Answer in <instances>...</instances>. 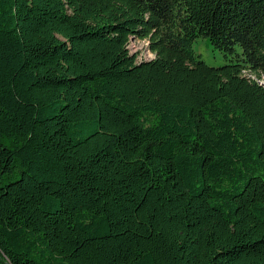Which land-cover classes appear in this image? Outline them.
I'll list each match as a JSON object with an SVG mask.
<instances>
[{"label": "trees", "instance_id": "1", "mask_svg": "<svg viewBox=\"0 0 264 264\" xmlns=\"http://www.w3.org/2000/svg\"><path fill=\"white\" fill-rule=\"evenodd\" d=\"M0 264H264V0H0Z\"/></svg>", "mask_w": 264, "mask_h": 264}, {"label": "rangeland", "instance_id": "2", "mask_svg": "<svg viewBox=\"0 0 264 264\" xmlns=\"http://www.w3.org/2000/svg\"><path fill=\"white\" fill-rule=\"evenodd\" d=\"M193 50L198 59L204 61L206 64L219 67L224 65L222 54L213 49L209 42L204 38H198L193 44Z\"/></svg>", "mask_w": 264, "mask_h": 264}, {"label": "built area", "instance_id": "3", "mask_svg": "<svg viewBox=\"0 0 264 264\" xmlns=\"http://www.w3.org/2000/svg\"><path fill=\"white\" fill-rule=\"evenodd\" d=\"M130 55L135 56L137 62L149 61L154 58V53L149 49V42L146 39L130 38L127 44Z\"/></svg>", "mask_w": 264, "mask_h": 264}]
</instances>
